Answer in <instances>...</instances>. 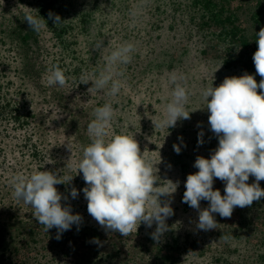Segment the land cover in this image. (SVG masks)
Listing matches in <instances>:
<instances>
[{
  "label": "trees",
  "instance_id": "obj_1",
  "mask_svg": "<svg viewBox=\"0 0 264 264\" xmlns=\"http://www.w3.org/2000/svg\"><path fill=\"white\" fill-rule=\"evenodd\" d=\"M102 1L0 0V131L6 130L4 137H0V264H264V197L254 200L249 206H235L230 217L212 213L216 228L198 229L199 209L182 202L186 177L198 169L194 163L184 168L183 158L175 160L171 156L172 145L168 137L165 145L163 142L165 135L171 136V132H176V124L168 129L155 128L154 131L162 133L150 143L151 135L146 133L149 123L145 115L141 119L121 122L120 116L137 105L135 97L139 96L130 80L139 76L144 85L141 94L143 98H149L154 91V79L151 74L142 75L139 65L149 64L154 71H159L155 80L163 79L162 71L154 68L155 62L172 59L167 49L169 42L157 45L164 56L145 52L141 63L131 56L128 63L118 66L122 87L115 97L102 92L89 93L87 89L91 82L80 83L82 75H98L106 63L99 49L89 52L85 48L77 49L88 43L82 33L89 36L88 40H91L92 29L99 33L101 36L97 35L95 42L103 41V46L108 49L104 55L113 49L111 39H115L117 34L112 31L113 24L119 19L118 9H113L107 1L102 10ZM93 3H97L95 13L91 11ZM132 4L138 12L143 4L149 5L151 11L155 8L160 10L161 14H158L163 21L159 25L161 36L172 27L174 30L180 27L181 24L171 23L170 17L174 13L185 17L183 12L170 7V0H132ZM193 6L199 9V27L205 33H211L212 38L222 36L227 41L221 49L222 54L215 53L217 50L213 52L215 59L219 58L226 68H237L242 75L245 72L253 75L259 85L261 76L256 73L252 57L258 47L256 32L264 27V0H194ZM26 11L44 18L46 26L39 32L31 30L24 20ZM49 12L59 15L62 21L54 25ZM96 13L102 15L99 23L93 22ZM131 20L132 15L125 24ZM117 41L115 39V45L120 44ZM205 47L201 56L206 55ZM84 52L88 53L87 57L82 56ZM53 65L63 70L65 86L46 84L44 77ZM181 69L178 75L185 79V70ZM183 85L186 88L190 86ZM260 91L258 87L257 93ZM36 100L40 101L38 106H34ZM106 101H111L115 109L109 132L133 134L139 128L133 136L145 159L157 169V183L160 185L179 175L181 196L177 193L175 197L180 199L169 202L173 214L168 220H172V227L178 230L181 247L171 245L174 244L173 232L166 220V231L154 240L152 232L148 233L140 226L133 228L127 236L105 229L88 213L87 200L81 191L86 184L82 172H76L75 162L89 142L86 125L93 118L94 109ZM41 103L48 105L42 107ZM162 113L161 106L147 111V116L149 120L160 119ZM205 126H209L208 120ZM64 139L67 145L63 149ZM200 140L202 143L194 147L196 156L210 158L218 145L217 135L210 129L206 135H201ZM203 143L208 147L204 148ZM19 154L25 157L24 162L16 158ZM17 166L22 167L25 177L38 170L53 172L62 179L72 176L70 181L54 187L61 194L62 207L69 206L71 213L79 214L80 223L62 231L59 239L56 238V227L46 232L44 226L36 221L31 207L14 197L13 183L4 178L8 173L14 177L20 175ZM254 179L249 175L247 183L251 184ZM259 184L264 188V179ZM73 187L78 193L75 198L70 195ZM212 187L224 195V181H213ZM177 191L176 188L172 195ZM208 205L207 200L199 201L200 209ZM93 238L97 242H93Z\"/></svg>",
  "mask_w": 264,
  "mask_h": 264
},
{
  "label": "clouds",
  "instance_id": "obj_2",
  "mask_svg": "<svg viewBox=\"0 0 264 264\" xmlns=\"http://www.w3.org/2000/svg\"><path fill=\"white\" fill-rule=\"evenodd\" d=\"M49 18L54 25L62 21L51 12ZM24 20L34 32L46 26V20L38 14L34 16L26 11ZM256 42L258 47L252 59L256 73L261 76L259 85L253 75L245 72L241 76L225 77L218 86L213 87L211 83L201 90L210 113L209 126L217 135L218 145L210 158L196 157L193 166L198 171L187 175L182 196V202L199 209L196 227L201 230L216 228L212 213L230 217L235 206H249L264 197V188L259 184L264 179V27L256 32ZM94 48L101 50L105 66L98 75H82L80 83L91 82L89 93L102 92L115 97L122 87L118 66L130 61L134 45L125 42L107 55L103 54L107 51L103 41H97ZM44 79L48 86L66 84L63 70L55 65ZM183 80L174 71L167 74L170 99L164 105L162 118H151L155 128L168 129L178 119L189 118L190 111L185 108L188 93L181 83ZM114 113L111 101L94 109L93 118L86 125L89 142L75 162L76 172H82L86 184L81 191L87 200V211L105 229L119 231L124 236L141 221L147 227L155 222L151 236L158 240L167 229L165 219L173 214L170 204L161 205L158 197L174 193L178 182L165 180L154 186L157 169L140 152L133 134L109 132ZM201 135L198 134V143H202ZM173 150L179 153L181 149L174 143ZM249 175L255 178L251 184L247 183ZM214 177L225 182L224 195L218 189L213 190ZM71 179L72 176L62 179L47 170L13 178L14 197L31 207L33 216L46 232L56 227L57 239L62 231L81 221V216L71 213L69 206L62 207L61 194L54 187ZM77 194L73 187L70 195L75 198ZM201 199L209 201L207 208L200 209ZM93 242H97L95 238Z\"/></svg>",
  "mask_w": 264,
  "mask_h": 264
},
{
  "label": "rangeland",
  "instance_id": "obj_3",
  "mask_svg": "<svg viewBox=\"0 0 264 264\" xmlns=\"http://www.w3.org/2000/svg\"><path fill=\"white\" fill-rule=\"evenodd\" d=\"M107 1H109L108 4L111 3L113 9H118L117 13L119 14L118 17L119 19L115 24H113L112 32L117 33L115 35V39H118L117 43L120 44L115 45L114 42L115 39L112 38L111 40H113V42L111 43H113L112 45L113 49L125 42L132 43L134 45V50L130 53V55L136 61H139L141 63V59L143 56H145V52H148L149 55L152 56H164V54H161L158 51L159 48L157 45L159 43H161L162 45L166 42H169V44L167 45V49H169L168 52L172 57V59L168 60L167 62H155L156 66L154 69L155 70L160 69L163 73V79H161L160 81L155 80L156 79L155 75L158 74L159 71H154L147 63L145 64L141 63L139 65V68L142 71V75L151 74V77L154 79L152 85L154 91L152 92L149 98H143V95L141 93L144 90V85L138 79L139 76H137L136 79H131L129 83H132L134 85V91L139 93V96L135 97V100L137 101V105L135 106L133 105L130 112L128 110L123 112V114L120 116L121 122L127 123L131 119L133 120H135L136 118L141 119L145 115L146 121H148L149 123V128H146V133L147 136L151 135L150 143H153V139L161 135L162 132L160 133L158 131H154L155 127L154 125L151 126L153 122L152 120L148 119L147 111H152L154 108L159 109L161 108V106L162 109H164L163 102L167 103V101L170 99V91H171V86L168 84L167 81V74L173 71L177 74L181 73L182 72L181 67H182L183 70H185L183 72V74L185 73V79L181 81V83L190 85L188 88H186L188 97H187V102L185 104L186 110L190 111L189 118L178 119L176 121V127H177L176 132H171L172 133L171 136H169V134L165 135L163 138V142L165 145V143H167L169 139V144L172 145L171 156L175 157V160L183 158V167L184 168L188 167L190 163L191 164L194 163L197 157L196 150H194V147L198 143L197 140L198 134L203 133L202 134L203 136L206 135L210 130V126H205V121L208 120V116L210 113L208 112V109L205 106V102L201 97V90L207 86H210L211 83L213 87L218 86L225 77H229L230 75L231 76L242 75L241 73H239L237 68H231V66L229 68H226L225 65L223 66L222 64L223 62L219 58L215 59L216 56L213 52L217 50L218 52L215 53L222 54L221 49H223L226 46L227 41L222 36H219L217 37V39H214L212 38L213 35L211 33H205L202 27H199L200 13H199V9H197L196 7L194 8L193 6L194 0H170V7L173 9H178L179 11L183 12L185 17L178 16L177 14L174 13L173 16L170 17L172 25L173 24L174 25L181 24V25L177 30H174V28L172 27L171 30L168 33L164 34L163 36L159 34L161 32V28L159 27V25L163 23V21L161 20V16H159V14H161L160 10L156 11L155 8L154 10L152 9L151 11L149 5L143 4V7L138 12L135 9H133L132 0H116L117 2L116 5H115V0H103L102 3L100 4L102 10H103L102 8L103 4H105ZM164 1L167 2L168 0H164ZM96 4L97 3H93L91 5L92 7L91 11H93L94 13L96 12L94 10ZM131 15H132V20L129 24L126 25L125 24L126 19ZM192 17H194V19L191 20ZM101 18L102 15L100 16L98 13H96L93 22L96 21V23H99L101 21ZM184 18L185 21L183 22ZM194 25L197 27L193 28ZM247 32L249 35L252 34L251 31H247ZM97 35L100 34L92 29L91 40H88L89 36L82 33V37L87 39L88 43L87 45L81 44V47H77V49L85 48L88 52L89 50L92 51L93 49H95L94 48V45L96 43L95 37ZM160 37H162V40ZM204 45L206 46L205 54L207 55V57L206 55L201 56V50L203 49ZM212 46H215L214 47L215 49L212 48ZM77 55H80V53H77ZM82 56L87 57L88 53L84 52ZM228 71H231L232 73H228ZM39 103H40L39 100L34 101V106H38ZM45 104L48 105V103ZM45 104L41 103V106L43 107V105ZM138 130L139 128L135 132H133V134L137 133ZM123 131H125V129H123ZM5 133H6L5 129L3 132L0 131V137H4ZM178 137H180V139H178ZM200 138L201 136H199V139ZM1 143L3 142L1 141ZM174 143L180 146L181 150L179 153L173 150ZM61 145H64L63 146L64 149L67 145V141L64 139V143H62ZM203 145L204 148L208 147L204 143ZM205 153L209 154V152H205ZM67 156L70 157V155ZM16 158L19 161H23V162L25 161V157L23 155L19 154L17 155ZM1 160H2V156L0 157V161ZM17 168L20 169V175L24 174L21 171L22 167L20 168V166H17ZM163 171H165V169H163ZM11 174L12 173H8L4 175V178L10 184L13 183V178H14V176H12ZM178 177L174 175L173 179L170 178L171 181L175 180L176 182H178L177 183L178 191L174 195L170 194V195H163L158 197L161 205H163L164 203H169L173 200L178 201L180 199L179 196L175 197V195L180 192L179 190L182 189V187L180 186L181 183H179L178 181ZM218 179H213V181L217 182ZM154 186H159L157 180L155 181ZM168 219L169 217H167L165 220L170 226V230L173 232L171 236L173 237L174 240V244L171 245L176 248H179L182 246V241L179 240L178 230L172 227V220H168ZM138 226H140L144 231L151 233L155 231L156 223L153 222L151 227H147L145 223L141 221L138 224Z\"/></svg>",
  "mask_w": 264,
  "mask_h": 264
}]
</instances>
